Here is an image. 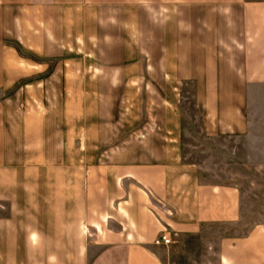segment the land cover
<instances>
[{"label":"crops","instance_id":"crops-1","mask_svg":"<svg viewBox=\"0 0 264 264\" xmlns=\"http://www.w3.org/2000/svg\"><path fill=\"white\" fill-rule=\"evenodd\" d=\"M253 84L264 0H0V167L59 171L44 218L87 264L264 262L240 188L180 170L167 139L189 90L202 133L243 135Z\"/></svg>","mask_w":264,"mask_h":264},{"label":"rangeland","instance_id":"rangeland-1","mask_svg":"<svg viewBox=\"0 0 264 264\" xmlns=\"http://www.w3.org/2000/svg\"><path fill=\"white\" fill-rule=\"evenodd\" d=\"M247 107L246 133L235 137L207 135L200 130L190 90L185 92L174 105L168 150L180 170L197 173L202 181L236 184L242 194L243 218L248 224L264 226V84L249 86ZM38 151L35 148L30 155H39ZM55 175L61 177L59 171L39 164L0 167V264L89 262L92 248L88 259H82V250L56 236L59 228L44 218L52 213L46 209L54 197L39 192L44 179L50 177L53 183Z\"/></svg>","mask_w":264,"mask_h":264},{"label":"built area","instance_id":"built-area-1","mask_svg":"<svg viewBox=\"0 0 264 264\" xmlns=\"http://www.w3.org/2000/svg\"><path fill=\"white\" fill-rule=\"evenodd\" d=\"M171 241L170 237L166 233H160L155 239V243H169Z\"/></svg>","mask_w":264,"mask_h":264}]
</instances>
